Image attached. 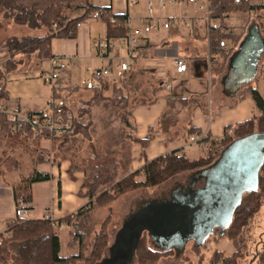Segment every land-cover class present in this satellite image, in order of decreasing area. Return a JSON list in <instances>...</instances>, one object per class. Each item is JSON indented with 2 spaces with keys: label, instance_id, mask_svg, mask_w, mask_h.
<instances>
[{
  "label": "crops",
  "instance_id": "obj_1",
  "mask_svg": "<svg viewBox=\"0 0 264 264\" xmlns=\"http://www.w3.org/2000/svg\"><path fill=\"white\" fill-rule=\"evenodd\" d=\"M199 3L206 4V7L200 8L188 0H164L163 4L159 0H91L94 8H106L111 15L126 17L128 29L141 28L144 23L153 26L149 32L141 29V50L130 58L128 70L120 76L111 75L106 80L102 77L107 88L104 96H110L113 85L121 87L126 96L127 111L131 112V121L135 125L133 138L138 141L149 140L145 149L139 142H132L115 156L118 180L134 172H137V180H143L141 169L145 161L172 151L189 160L204 157L210 152L221 153L224 149L221 140L226 126H233L261 113L250 96L236 101L240 89L248 85L255 86L264 99V74L261 71L264 63V0H242L239 4L241 9L225 15L226 27L221 28L220 32L239 36L238 40L224 39L225 46H220L216 32L219 19L208 15V0H199ZM80 14V10L69 12L70 17ZM165 21L171 23L169 28L163 27ZM23 31L27 36L45 34L44 29L27 28ZM104 37H107L105 20L89 17L76 27L74 37H54L48 44L51 57L68 61V66L55 81V88L69 91L67 106L73 116H79L81 123L88 125L94 151L99 155L118 150L127 141L129 132L119 119V109L114 112L104 108L107 101L91 104L89 97L93 90H87L79 84L92 72L97 75L108 64L114 68L124 58L126 52L123 48L116 49L109 59L98 55L93 42ZM6 57L7 50L0 49L2 71ZM175 57L182 58L187 64L186 71L176 76L173 66ZM50 58L36 60L34 66L28 64L22 67L21 64L17 71L5 74L8 99L3 100V103L11 108H19L24 114L43 110L54 95V90L44 79L52 67ZM167 84H170L169 88H166ZM170 99H175V109L178 111L174 124L162 130L150 131V128L156 127ZM75 106H80L77 111ZM190 129L194 132L190 133ZM193 134L205 136V139L190 142L189 136ZM76 137L69 141L61 153L64 158L58 163L53 158L52 150L51 154L49 152L51 143L39 141L40 148L49 159L36 164V169L50 174V179L31 184L29 219H44L49 214L58 220L75 213L89 202L84 174L70 168V156L75 152L80 158H87L92 151L87 142H82L85 139H81L80 144L74 143ZM4 141L6 143V136L0 133L2 154L5 158L10 156L16 160L12 171H0V233L7 234V224L13 220L16 206L13 188L19 184L21 176L31 172L34 164L33 157L29 153L24 154L23 149L6 153ZM192 183L196 187L201 186L198 173L179 176L151 191H134L120 199L122 203H131L127 209L130 213L140 203L179 194ZM128 213L125 212V215ZM56 234L60 254L64 239L57 229ZM227 241L225 238V244ZM149 243L152 248L162 250L152 241L149 240ZM233 251L234 248L225 255L229 256ZM163 261L165 259L159 264Z\"/></svg>",
  "mask_w": 264,
  "mask_h": 264
},
{
  "label": "trees",
  "instance_id": "obj_2",
  "mask_svg": "<svg viewBox=\"0 0 264 264\" xmlns=\"http://www.w3.org/2000/svg\"><path fill=\"white\" fill-rule=\"evenodd\" d=\"M95 8L91 5V0H0V26L2 22L13 23L16 26L26 27L31 30H45L43 35L28 36H7L0 42V49L7 50V57L3 64L4 70L0 69V101L8 99V93L5 90V74L13 73L18 70L25 58L32 56L42 61L51 57L48 44L54 37L71 38L75 36L78 23L88 19ZM106 13L102 17L107 25V37L118 38L126 35L128 28L121 25L110 23L109 10L103 8ZM241 9V5L234 4V0H208V15L210 18L219 19V26L216 28L219 43L226 38L239 39V36L231 34H222L221 28H225V15L229 12ZM80 10L81 14L77 17H70L69 12ZM114 16V15H112ZM118 22H123L126 17L114 16ZM53 24L56 27L53 28ZM264 74V63L261 66ZM99 77V75H98ZM56 86L53 97H60L66 101V97L57 94ZM106 84L102 81V86L92 89V98L90 103H99L108 100L113 104L125 106L126 96L123 95L119 86L111 87L110 96H104ZM250 96L256 107L261 111L259 116H254L248 120L233 125L234 134L228 135L226 126L225 134L221 140L222 148H225L234 140L247 137L253 133H264V99L253 85H248L240 89L237 94V101ZM175 99H170L166 109L160 115L155 129L162 130L166 126L174 124L178 111L175 109ZM69 110L68 106L66 107ZM42 111V110H41ZM39 112L28 113L29 116L40 114ZM64 118V117H63ZM122 125L128 129L126 135L127 141L123 142L118 150H109L103 155L94 151V145L87 124L81 123L79 116L72 115L71 135L63 139H54L51 142L53 158L58 163L64 158L61 153L68 146L69 141L76 135L81 134L87 140L88 146L92 151L90 157L79 158L75 152L71 153L70 168L81 171L84 174V183L89 195V202L76 211L74 219L71 215L58 219L67 226H71L69 231L68 247L73 249L79 246L77 254L67 257L59 255V238L56 234V227L47 219H15L7 224V234L0 233V264H99L103 260V254L109 247L110 239V221L111 215H108L100 224L98 231L93 236V243L88 254H85L88 231L83 226L84 220L94 211L107 207L134 191H151L172 179L189 173H197L210 165L218 158L220 152H210L204 157L195 160H189L183 155L172 151L160 155L152 160H146L141 171L144 175L143 180H137V172L131 173L122 179L118 177V165L114 160L125 147L132 142H139L143 149L148 145L149 140H136L133 138L135 125L131 121V112L126 111L120 115ZM10 122L6 116L0 113V133L6 136V147L8 152L15 149H23L33 157L34 167L27 175L19 179V184L13 188L15 199H23L29 209L32 202L31 184L38 181L50 179V174L36 169L39 162L48 161V157L40 148L39 140L33 138L28 132L19 133L11 136L8 133ZM190 133L194 130L190 129ZM202 136L200 141L204 140ZM8 171H12L10 164L16 163L13 157L8 156L5 161ZM6 168V169H7ZM7 171V170H6ZM264 204V163L258 173V181L255 188L244 192L236 205L232 218L223 232L224 238H227L234 248L231 255L226 256L222 251H214L209 257L207 264H240V261L246 258L248 242L250 239V230L255 217ZM264 234V231L263 233ZM219 239H213L218 242ZM261 244L260 249H256L248 259L247 264H264V238L258 241ZM174 251L157 250L148 243L146 234H142L137 240L134 248V256L137 264H157L161 258L169 257Z\"/></svg>",
  "mask_w": 264,
  "mask_h": 264
},
{
  "label": "water",
  "instance_id": "obj_3",
  "mask_svg": "<svg viewBox=\"0 0 264 264\" xmlns=\"http://www.w3.org/2000/svg\"><path fill=\"white\" fill-rule=\"evenodd\" d=\"M263 163L264 133L234 140L212 165L197 172L201 186L192 183L179 194L140 203L128 213L115 234L110 258L99 264H128L142 234L162 250L201 242L215 227L223 234L242 194L256 187Z\"/></svg>",
  "mask_w": 264,
  "mask_h": 264
},
{
  "label": "built area",
  "instance_id": "obj_4",
  "mask_svg": "<svg viewBox=\"0 0 264 264\" xmlns=\"http://www.w3.org/2000/svg\"><path fill=\"white\" fill-rule=\"evenodd\" d=\"M194 5H199L200 8L206 7V4H200L199 0H188ZM242 0H234V4H240ZM161 4L164 3V0H159ZM106 11L103 8H95L90 15V18L99 19L105 15ZM110 23L114 25L127 26V20L123 22H118L114 16L109 17ZM171 23L165 21L163 23L164 28H169ZM80 23L76 27H79ZM56 27V24H53V28ZM152 24L144 23L141 28L135 27L133 29H128L126 35L118 38H109L104 37L97 39L93 42L94 47L96 48L98 55L101 58L109 59L113 52L118 48H123L126 52L124 58L116 63L113 68L110 64L104 66L102 70L96 75L95 72H92L89 77L84 78L80 81V86L87 90L97 89L102 86L103 79H108L111 75L120 76L124 71L129 68V60L132 55L138 50H141L143 39L141 37V29L145 32H149L152 29ZM220 46H225L224 41H220ZM51 70L44 77L45 81L48 82L51 86L55 85V81L60 77L62 70L68 66V61L66 59L53 56L50 58ZM74 64V63H72ZM173 66L175 70V76L182 74L186 71L187 64L186 61L182 58L175 57L173 59ZM99 75V77H98ZM103 77V79H102ZM170 84L166 85V88H169ZM67 102L60 97H52L46 107L41 111L40 114L29 116L24 114L19 108H11L3 103V100L0 101V113L4 114L7 120L10 122L8 126V133L11 136H16L19 133L25 132L27 127L28 132L33 138L38 139L39 141L47 140L50 143L54 139H63L71 135L72 131V112L66 109ZM64 117V118H63ZM1 129V125H0ZM228 135L234 134L233 126H230L226 132ZM200 134H193L189 136L190 142H195L201 139ZM51 154V149H50ZM76 213V212H75ZM75 213L71 214V218L74 219ZM15 219H24L28 218V209L27 205L23 199H16V206L14 209V218ZM44 219H47L55 227L66 226L63 222H59L56 219L52 218L49 214L44 216ZM217 264H222L218 262Z\"/></svg>",
  "mask_w": 264,
  "mask_h": 264
},
{
  "label": "rangeland",
  "instance_id": "obj_5",
  "mask_svg": "<svg viewBox=\"0 0 264 264\" xmlns=\"http://www.w3.org/2000/svg\"><path fill=\"white\" fill-rule=\"evenodd\" d=\"M23 30H27V28L21 27V26H16L13 23H6L5 24L4 22H2V25L0 26V42L4 37L10 36V35L17 36V37L25 36L26 34H24L25 31H23ZM33 58L34 57H31V59L25 58L23 60L24 62L22 64V67H26V66H28V64H31L30 66H34V64L36 63V59L35 58L33 59ZM48 85H50V84L48 83ZM50 87H52V86L50 85ZM68 93H69V91L65 88L57 90V94L61 97H67L69 95ZM89 98L91 99L92 96H90ZM104 101H107V103L104 105V108H110L114 112H116L117 109L120 110L119 119H120V115L123 112H126L128 110V102H126L125 106H123V108H122V106L119 104H113L112 102H110L108 100H104ZM101 102H103V101H101ZM79 107L75 106V110L77 111ZM94 115L97 116V113H95ZM81 139H84L82 137V135L81 134L77 135L74 143L80 144ZM82 142L86 143L87 140H84ZM84 143H83V148L85 146ZM87 145H88V143H87ZM3 149H4V151L6 150V153H7L8 150H7L5 141L3 142ZM22 151L24 154L27 153L24 150H22ZM79 158H80V156H79ZM6 159L7 158H5V155L2 154V151L0 149V171L2 173L9 172L8 171L9 168H7V165L5 163ZM83 159H86V158H83ZM10 166L13 167L14 165L10 164ZM134 194H139V193H134ZM121 199H123V198L121 197ZM121 199L120 200L118 199L117 201H115L114 203H112L111 205H109L107 207L100 208V209L94 211L93 213H91L89 221H88L89 216L84 220L83 226L85 227V229L89 233V236L87 239V246H86L85 254H88V252L91 248V244L93 243L94 234L98 231L101 222L108 215H111V221H110V225H109V229H110L111 234H110V239L108 241V246L109 247L112 246L115 234L118 231V229L122 226L124 218L127 215V214L125 215V212L128 213L127 209L130 208L129 204H131L129 202H128L129 204H125L124 202L122 203ZM56 229L59 232L61 238L64 239V242L62 244V249H61L59 255L61 257H67V256L72 255V254H77L78 250H79L78 245H76V248L74 250L69 249L66 245L65 240H66V237H68V231L70 229V226L56 227ZM263 231H264V204L261 206L260 211L258 212V214L255 217L254 223H253L251 230H250V239L248 242V249H247V253H246L247 256L244 260L240 261V264H247L248 259L252 256L254 251L256 249H260L261 244H259L258 241L260 238H264V234H262ZM215 238L219 239V241L213 242V239H215ZM148 243H149V240H148ZM149 245H150V243H149ZM225 246H227V248ZM109 247L105 250V252L103 254V260L108 259ZM220 248L223 249L222 252L225 255V254H230L233 247H232V244L229 240L227 241V244H225V238L222 235L221 231L219 232V230H216V231H214V233L209 235L204 240V242H203V240L201 242H196V243L187 242L182 248H178V250H175L174 253L172 255H170L169 257L161 258L157 264H159L162 259H165V261H163L162 264H207V261H208L209 257L211 256V254L214 251H219L218 249H220ZM79 264H82V263H79ZM129 264H137L135 256L133 257V259L131 260V262Z\"/></svg>",
  "mask_w": 264,
  "mask_h": 264
},
{
  "label": "flooded vegetation",
  "instance_id": "obj_6",
  "mask_svg": "<svg viewBox=\"0 0 264 264\" xmlns=\"http://www.w3.org/2000/svg\"><path fill=\"white\" fill-rule=\"evenodd\" d=\"M216 230H219V232L221 231V229H220L219 227H215V228L213 229L212 233H214V231H216Z\"/></svg>",
  "mask_w": 264,
  "mask_h": 264
}]
</instances>
